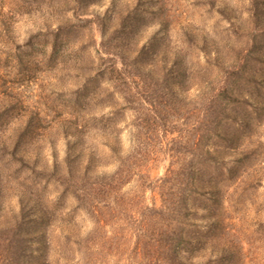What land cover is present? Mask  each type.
<instances>
[{"label": "rangeland", "instance_id": "rangeland-1", "mask_svg": "<svg viewBox=\"0 0 264 264\" xmlns=\"http://www.w3.org/2000/svg\"><path fill=\"white\" fill-rule=\"evenodd\" d=\"M77 188L136 261L169 236L180 261L264 264V0H0L1 255L15 224L40 263L41 217L48 261L85 237Z\"/></svg>", "mask_w": 264, "mask_h": 264}, {"label": "trees", "instance_id": "trees-1", "mask_svg": "<svg viewBox=\"0 0 264 264\" xmlns=\"http://www.w3.org/2000/svg\"><path fill=\"white\" fill-rule=\"evenodd\" d=\"M219 94L218 92H211L204 95V102H206V106L204 109V130L207 132L210 130L212 125V120L214 119L213 110L217 109V104L219 101ZM212 115V116H211ZM105 131V130H104ZM106 132V131H105ZM145 143V142H144ZM103 146V148H102ZM109 146V148H108ZM96 150V151H95ZM90 151L89 158L90 162H92L93 156L97 155L100 157H104V155L107 154V152L110 150L111 155L116 157L118 156V148L116 145L110 146L108 144H101V147L98 149H95ZM137 153H141V147H138V150H134L133 153H131L132 157H136ZM143 156V155H142ZM118 162H120L121 166V174L125 175H132L137 174L136 172V165L128 166L124 168L125 160L123 161L122 158H118ZM120 173V172H119ZM76 182V187H78V183L80 180H74ZM99 189L101 193V186L99 185ZM80 188V187H79ZM80 195H73L76 202L78 209L81 211H85L86 215L90 219V223L92 225L91 231L85 236V237H79L74 238L71 237L70 234L63 235L62 240L60 241L58 247L59 249L55 248L53 251L55 253L53 256L56 257V259L53 261L55 264H192V262L189 261H180L176 257V251L178 247V243L173 238L169 239V236H164L163 240H157L160 241L156 243V245H159L160 251H162V255L156 256V255H150L148 257H144L141 259L139 257V260H135L136 255L138 254V249L136 245H130L129 244V237L118 235L115 231H107V223L105 219V213L102 211L104 210V205H94L91 207V209H84L85 205L83 207H80L83 202H87L86 200H90V195L83 189H79ZM165 191H162L164 195H168L169 199V187L164 189ZM98 193V194H99ZM97 194V195H98ZM191 193H182V199L186 201ZM186 197V198H185ZM98 198L95 197V199ZM101 202V201H100ZM76 206V207H77ZM101 206L98 212L93 211V207ZM102 209V210H101ZM90 210V211H89ZM117 210V209H116ZM173 210H176L173 208ZM155 212H158V209L154 210ZM66 215V214H65ZM71 217H74L73 212L68 213ZM186 216H189V213H186ZM61 220H66V218H60ZM39 226L41 228V234L40 239L41 242L43 241L41 251L44 252L43 258L41 262H36L40 258V255L35 254L31 255V262L30 264H54L51 261H48L47 259V253L46 251L50 249L47 244L45 243V232H44V224L45 219L43 217L40 218L38 221ZM66 223H70V220H66ZM10 236L8 237L9 240L7 241L8 246L12 248L11 250H8L6 254L0 253V264H23V256L25 253V246L23 244V239L21 235V228L19 225H13L9 229ZM138 243V241H137ZM154 247V246H153ZM157 251V250H156ZM53 253V252H51ZM163 256V257H162ZM74 257L77 258V261H74ZM118 258L117 260H113V258ZM47 259V260H46ZM164 259V260H163ZM110 261V262H109ZM122 261V262H120Z\"/></svg>", "mask_w": 264, "mask_h": 264}]
</instances>
